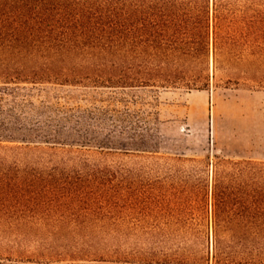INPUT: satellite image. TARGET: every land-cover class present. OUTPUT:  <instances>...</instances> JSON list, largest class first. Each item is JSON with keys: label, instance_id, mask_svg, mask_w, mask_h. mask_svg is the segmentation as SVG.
Returning <instances> with one entry per match:
<instances>
[{"label": "trees", "instance_id": "16d2710c", "mask_svg": "<svg viewBox=\"0 0 264 264\" xmlns=\"http://www.w3.org/2000/svg\"><path fill=\"white\" fill-rule=\"evenodd\" d=\"M233 13L217 0H0V264L209 261L199 240L207 234L203 218L184 210L189 203H181L177 215L148 217L138 194L119 204L127 193L116 183L113 149L137 156L149 150L145 127L115 118L108 99L82 106L56 90L200 89L217 69L264 68V40L250 37L253 31L233 35L258 30L260 20L244 13L239 24L227 21ZM247 48L256 52L246 54ZM128 128L130 141L114 139ZM220 163L264 167L253 159ZM237 185H217L215 201L228 204L224 198L233 195L264 200V181ZM247 218L226 215L225 224ZM254 219L264 226V214ZM146 224L152 236L159 225L176 224L179 231H162L161 251L147 254ZM261 230L252 234L263 240ZM226 261H264V248Z\"/></svg>", "mask_w": 264, "mask_h": 264}, {"label": "rangeland", "instance_id": "374dc122", "mask_svg": "<svg viewBox=\"0 0 264 264\" xmlns=\"http://www.w3.org/2000/svg\"><path fill=\"white\" fill-rule=\"evenodd\" d=\"M219 1L234 12L226 19L229 22L237 21L239 24L242 18L245 21L244 13H253L260 20H256L258 30L233 35L241 38V35L253 31L250 37L264 40V0ZM149 11L146 10V14ZM150 48L148 45L147 51ZM252 52L256 50L247 48L245 51L246 54ZM247 65L244 63L239 69H217L214 74L211 71L209 86L200 89L63 87L56 90L57 94L71 97L74 103L82 106H91L98 99H108L117 109V112L114 111L115 118H126L133 123L138 121L145 127L144 147L149 150L140 151L137 156L132 155L131 150L113 149V167L119 178L116 183H120L127 193L119 195V204H123L124 199L130 201L134 193L139 195L143 214L147 217L151 214L177 215L181 203L185 202L190 204L185 211L203 218L200 229L207 234L199 240L207 249L209 261L146 262L264 264V261H226L227 257L237 252L249 251L256 246L264 248V239L260 240L252 234L257 228H262V232L264 230V226H258L254 219L264 214V200L260 196L233 195L224 198L230 201L226 204L219 197L215 201L213 195L219 184L237 187L242 181H254L257 185L264 181V178L258 177L264 175V167L252 170L220 163L226 159L264 162V68L248 70ZM132 133V128H128L122 136L117 131L114 139L130 141ZM243 188L248 191L247 194L254 193L251 188ZM130 210L127 207L125 212ZM226 215L248 218L241 223L226 225ZM216 217L221 219H218L217 225L214 222ZM145 227L142 247L147 254L161 251L162 231H179L176 224L159 225L155 227L158 232L152 236L150 229L154 228L149 224ZM122 242L126 260L130 237L125 236ZM115 248H118L117 241ZM114 259L119 261L117 254Z\"/></svg>", "mask_w": 264, "mask_h": 264}]
</instances>
